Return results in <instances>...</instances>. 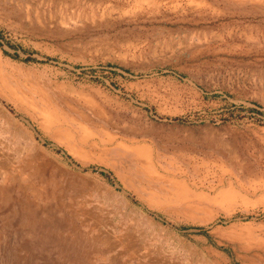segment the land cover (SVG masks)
Returning <instances> with one entry per match:
<instances>
[{"label":"rangeland","instance_id":"1","mask_svg":"<svg viewBox=\"0 0 264 264\" xmlns=\"http://www.w3.org/2000/svg\"><path fill=\"white\" fill-rule=\"evenodd\" d=\"M0 264H264V0H0Z\"/></svg>","mask_w":264,"mask_h":264}]
</instances>
